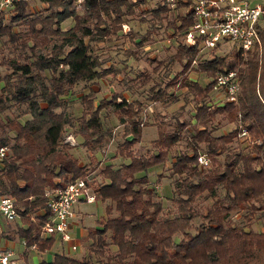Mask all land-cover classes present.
Returning a JSON list of instances; mask_svg holds the SVG:
<instances>
[{
    "label": "trees",
    "instance_id": "16d2710c",
    "mask_svg": "<svg viewBox=\"0 0 264 264\" xmlns=\"http://www.w3.org/2000/svg\"><path fill=\"white\" fill-rule=\"evenodd\" d=\"M38 1L40 10L29 11L27 1L18 0L7 13L0 12V50L8 54L0 56V147L6 148L0 161V196L13 199L23 225L14 224L0 237L22 240L23 255L32 244L38 252L49 249L52 236L42 238L38 229L47 214L44 191L92 172L86 185L102 203L104 214L95 227L86 229L85 255L73 259L55 254L50 262L39 264H264V227L251 228L256 213L264 217V22L258 29L259 51L242 56L232 46V56H216L217 48L201 51L196 44L184 43L182 32L193 22L190 12L179 14L161 2ZM143 4L150 18L137 16V21L146 25L144 33L132 26L122 32L121 25H128ZM65 20L72 23L66 29L61 27ZM159 30L169 46L174 42L164 49L172 51L165 60L148 56L144 60L153 65L150 74L162 69L166 80L159 75L152 80L148 72L140 71L123 83L141 88L143 99L153 103L174 102L176 90L183 88V102H192L193 113L188 120L174 117L168 131L165 123L153 122L157 135L151 151L139 154L133 146L145 123L141 101L113 93L94 104L92 85L107 77L108 82L116 79L119 68L105 66L93 47L122 37L138 49L152 42ZM123 54L139 59L131 48ZM173 64L179 67L174 72ZM192 70L211 80L217 72L235 71L240 79L236 101L207 104L212 82L201 87L188 78ZM77 84L87 92L75 98L80 114L74 116L66 109ZM110 108L121 125V141L115 143L112 158L128 162L98 168L94 153L110 136L100 113ZM221 122L231 128L214 134ZM241 128L255 143L237 141ZM67 130L81 137L80 146L89 153L83 165L64 141ZM180 141L184 149L176 151L163 170L171 191L165 209L146 177L136 174L164 163ZM199 153L209 156L205 166L196 161ZM162 176L158 174L156 182Z\"/></svg>",
    "mask_w": 264,
    "mask_h": 264
},
{
    "label": "rangeland",
    "instance_id": "374dc122",
    "mask_svg": "<svg viewBox=\"0 0 264 264\" xmlns=\"http://www.w3.org/2000/svg\"><path fill=\"white\" fill-rule=\"evenodd\" d=\"M28 3V10L29 11H36L40 10L42 7V4L38 0H26ZM253 1V0H252ZM259 1V0H254ZM155 0L150 1L151 4H154ZM149 3V2H148ZM148 6L146 4L140 5L137 7L136 10V16L132 17L126 25V28L128 29L129 26H132L133 30L138 32L139 34H143L146 25H140L137 21V16L143 17L145 19L150 18L149 13L147 12ZM184 9L180 8L177 13L182 14L184 13ZM8 18V16H6ZM264 22V21H263ZM70 20H65L62 22L61 27L68 28L71 26ZM128 26V27H127ZM262 26V24H261ZM168 33V32H167ZM162 38V39H160ZM167 37L162 34V31L159 30L158 35H154L152 38V42L143 45L142 47L138 49H134L132 45H130L124 38L122 37H116L112 39L109 42H106L104 44H98L94 48V51H96L97 56L99 60L105 61L103 64L107 66L109 63L113 64L117 68H119V74L117 75L116 79L112 80L111 82L109 80L110 77H107L106 79L98 80L96 85H92V90L94 91V104L97 103V101L101 98H104L108 100L111 96V94H117L119 93L122 97H124L127 100H132L134 98H138V100L141 101V118L143 122H145L140 128V137L138 142L133 146V150L139 154L144 153L145 151H151L150 143L153 139H155L157 135L156 127L152 124L163 122L165 123L164 127L166 131L170 130L171 123L173 122V118L177 117L180 121L181 120H188L191 117V114L193 113V104L190 100H187L186 102H183L184 89L181 88L180 90H176V96L177 100L174 102H163V103H153V102H146L145 99H143V94L141 91V88H137V86L131 85L129 88L128 85L123 83L128 78H135L138 76V73L140 71L148 72L150 71L151 67L153 65H148L147 62L144 60V56H148V59L152 60L153 58H158L161 60H165L167 56L171 53L172 50L165 51L164 49H167V47H173L174 42L171 41L170 44H167L168 39ZM97 48V49H96ZM127 48H131L133 50L137 51L138 60H133L131 57H126L123 54L124 50H127ZM232 45L229 42L226 43H220L219 47L215 50L216 56H221L222 54L226 55L228 57L232 56ZM8 56L6 52L3 50H0V56ZM95 54V53H93ZM207 55V54H205ZM126 59V60H125ZM123 60V61H122ZM125 60V61H124ZM179 67L177 64H173L171 67V71L174 72L178 70ZM162 69L159 70L158 74H150L151 79L155 80L157 79L158 75L161 80H166V78L162 77ZM171 77V75H169ZM188 78L192 81L197 82L201 87H204L209 79L205 73L198 72L196 70H192L188 73ZM82 84V83H81ZM81 84L75 85L71 89V95H70V102L67 105L66 112L71 113L74 116H78L80 114V105L75 99L78 95L83 94L87 92V87H82ZM130 86V85H129ZM211 94V93H210ZM209 95V94H208ZM211 97V96H210ZM208 104V103H207ZM110 108L108 112L103 113L101 112V121L102 124L110 130V136L108 137L107 142L105 145L100 149L99 151H96L94 153V158L97 161H100L98 168H102L103 165L112 164L118 165L121 163H127V159H121L119 157H113V151L115 143L121 141V125L117 123L114 115L112 114ZM105 114V115H104ZM27 117H22L21 120ZM218 130L214 134H221L225 131L229 130L231 126L229 124H225L224 122H221L219 124ZM64 141L67 142L70 146L73 145V155L79 160L86 162L89 153L84 150V148L81 145L82 139L80 136H73L69 130L64 134ZM239 141V140H237ZM241 142V141H239ZM242 145L244 143L242 142ZM184 149V141L178 142L176 145H174L167 157V159L164 161V163H159L156 165H152L148 167L145 171H140L136 175L137 176H145L148 181V186L152 187L154 196L161 202L163 208H168L169 206V199L171 197V191L169 187V181L165 177V172L163 170L169 166V163L171 162V158L173 154L176 153V151ZM158 174H162L163 176L156 182V178ZM96 180H98V176L95 177ZM154 186H157L156 188ZM72 210L76 212V220L78 224L76 225V229H88L93 228L96 226V221L100 218H102L104 212H103V205L102 203L98 201H94L92 203H84L79 202L72 206ZM79 210V212H77ZM259 213H256V218L251 223V228L253 230H260L264 227V217L258 216ZM239 214H234L233 218L235 220L239 219ZM5 221L0 217V225L3 226ZM13 224H17L18 226H23L19 220V218H16L13 222ZM12 223H8V226L10 227ZM12 228V227H11ZM75 240L80 242L81 250L80 251H72L67 257L73 258V259H80L82 256L85 255V249L86 244L88 241L85 239L84 236H81L79 234H74L72 236ZM178 235L174 237V240H178ZM59 240L55 237L53 240V243L50 247V251L59 253L58 252V246ZM63 244V243H62ZM24 258H26L27 264H39L41 258L40 255L36 252H30L27 251V253L24 255ZM45 257L42 256V259L44 260Z\"/></svg>",
    "mask_w": 264,
    "mask_h": 264
},
{
    "label": "built area",
    "instance_id": "2783aa9c",
    "mask_svg": "<svg viewBox=\"0 0 264 264\" xmlns=\"http://www.w3.org/2000/svg\"><path fill=\"white\" fill-rule=\"evenodd\" d=\"M16 1L18 0H0V12L7 13ZM155 2L164 3L178 10L183 8L191 13L192 25L182 32L183 41L188 46L196 44L199 50L205 51L218 48L220 43L229 42L241 52L242 56L260 49L258 29L264 21V0H155ZM179 3L181 5H178ZM121 29L124 33L128 30L125 24L121 25ZM239 81V77L233 70L217 72L211 80V97L208 104L212 106L235 102L239 91ZM236 138L246 145L255 143L242 128ZM5 154L6 148L0 147V161ZM208 160L209 156L206 153H199L196 157L199 166H205ZM91 176L92 172L62 188L44 191L47 214L38 225L40 237H56L61 242L68 243L71 252L77 250V246L71 243L69 220L74 204L95 201L93 193L86 185ZM0 216L6 222H13L18 218L11 197L0 196ZM29 219L34 222L32 217ZM29 248L36 249L34 244ZM10 255L9 251L0 250V264H8Z\"/></svg>",
    "mask_w": 264,
    "mask_h": 264
},
{
    "label": "crops",
    "instance_id": "0c3cea01",
    "mask_svg": "<svg viewBox=\"0 0 264 264\" xmlns=\"http://www.w3.org/2000/svg\"><path fill=\"white\" fill-rule=\"evenodd\" d=\"M71 146H73V145H71ZM71 151L73 153V148L71 149ZM78 163H79V165H83L86 162L78 160ZM77 212H79V210H77ZM75 217H76V212L72 210V216L69 220L70 221L69 233H70V237H71V243H73L77 246V250H75V251L78 252L81 250L80 242L75 240L72 236L77 233V234L85 237L86 230L85 229H79V230L76 229V225L78 224V222L75 221L76 220ZM8 223H12V222H6L5 221L3 226L0 225V232L1 233L8 232V229H9ZM13 226H14V224L12 223V225L10 227H13ZM53 240H54V238H53ZM58 246H59V248H58L59 253H55V252L52 253V251L49 250L51 246L49 247V249H47L43 252H38L36 249H32V248H29L28 251L38 253L40 255V258H41L40 260H42L40 262H46L47 263V262L51 261L52 256L55 254H63L66 256L69 253H71V251L68 248V243L61 242L59 240ZM0 250L1 251H9L11 253V255L8 258L9 259L8 264H27L26 258H24V255H23L24 244H23L22 240L17 239V238L13 239V240H8V239H5L3 237H0ZM42 256L45 257L44 260L42 259Z\"/></svg>",
    "mask_w": 264,
    "mask_h": 264
}]
</instances>
